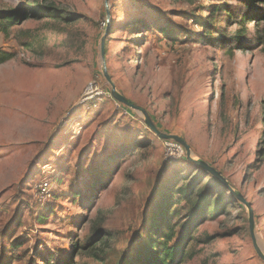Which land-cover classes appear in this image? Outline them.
Here are the masks:
<instances>
[{"label":"rangeland","instance_id":"374dc122","mask_svg":"<svg viewBox=\"0 0 264 264\" xmlns=\"http://www.w3.org/2000/svg\"><path fill=\"white\" fill-rule=\"evenodd\" d=\"M224 4L234 16L241 9L231 0H0V14L19 18L0 31V54L11 55L0 64V261L119 264L146 244L163 195L193 182L209 189L193 162L204 161L230 189L216 188L219 206L184 264H264L231 191L251 204L264 254V20L241 28L227 13L209 16ZM48 7L56 16L35 13ZM103 64L136 108L113 99ZM89 84L103 95L86 100ZM142 111L185 141L193 161L167 159ZM46 177L41 202L34 192ZM173 209L182 223L184 204ZM97 233L91 260L82 247Z\"/></svg>","mask_w":264,"mask_h":264},{"label":"trees","instance_id":"16d2710c","mask_svg":"<svg viewBox=\"0 0 264 264\" xmlns=\"http://www.w3.org/2000/svg\"><path fill=\"white\" fill-rule=\"evenodd\" d=\"M230 1V0H228ZM236 1L241 5V9L235 16L229 10V5H220L214 7L215 9L209 12V16L216 12L226 14L227 19L231 23L241 25V28L248 21H261L264 20V7L262 9H256L253 17H250V11L256 6L263 5L264 0H231ZM54 8H38L35 10L37 15L43 17H53ZM56 14V13H55ZM19 18L17 14H0V31L7 33L8 29L18 25ZM210 23H212L210 21ZM243 31H239L238 34H242ZM241 35H237L230 39L227 43L228 50L236 49ZM258 43L261 47V52L264 54V34L260 32L258 36ZM11 58L9 54H0V64L6 62ZM197 164V163H195ZM198 169L202 174L199 176L200 182H204L206 177L212 179L210 187L206 191L198 190L197 183L193 182L186 186L179 187L177 190L168 191L163 197L154 203L149 218V228L146 235V244L138 246L134 255L130 258L122 259L119 264H184L187 260L194 257L193 251H191V241L193 240V234L205 221L208 220L211 212L214 215L216 208L219 206L220 199H216L220 194L216 193V188L221 186L219 181L209 174L204 169ZM55 179V178H54ZM56 180V179H55ZM198 180V184H199ZM223 186V185H222ZM224 187V186H223ZM225 188V187H224ZM175 198V199H174ZM218 200V201H217ZM184 204L185 218L183 222H179V213L177 209H173L174 206ZM172 210V211H171ZM211 215V216H212ZM176 220V221H175ZM182 221V220H181ZM183 229V234L176 239L177 226ZM102 237L97 233L94 237L87 238L85 245L82 247L86 250H91L89 258L91 260L99 259V255L94 253L95 247L102 241ZM44 258V257H43ZM50 258L43 259L44 264L50 263ZM0 264H10V262H2ZM64 264H74L72 259ZM92 264V263H84Z\"/></svg>","mask_w":264,"mask_h":264},{"label":"water","instance_id":"95a60500","mask_svg":"<svg viewBox=\"0 0 264 264\" xmlns=\"http://www.w3.org/2000/svg\"><path fill=\"white\" fill-rule=\"evenodd\" d=\"M101 57L103 58V47L102 46H101ZM103 67H104V70H103L104 76H105L106 80L110 83V85L112 87L111 95H112L113 99L118 101L119 103H121L123 105L128 106V107L136 108L124 96L118 94L115 91V87L111 83V81H110V79H109V77L107 75L106 68H105L104 64H103ZM142 113L146 117V120H145L146 125L153 131V133H155L158 136L159 139H161V140H173V141H176V142L180 143L184 147V149L186 150L187 159L193 161V159H191V157H190V149H189L188 145L185 143V141H183L181 138H179L177 136L167 135V134L161 133L155 127V125L152 123V121L150 120L148 115L144 111H142ZM193 162L197 163L200 168L204 169L209 174H211L213 177H215L219 181V183L221 185H223L226 189H230V186H229L228 182L213 167L209 166L204 161H193ZM231 191L233 192V196L241 204H243L247 208V210L249 211V234H250V238L252 240V244H253V247H254V250H255L257 256L264 262V254H263V252L261 251V249L259 248V246H258V244L256 242V236H255V233H254L253 211H252L251 204L246 201V199L244 198V196L241 193L234 192L233 190H231Z\"/></svg>","mask_w":264,"mask_h":264},{"label":"built area","instance_id":"2783aa9c","mask_svg":"<svg viewBox=\"0 0 264 264\" xmlns=\"http://www.w3.org/2000/svg\"><path fill=\"white\" fill-rule=\"evenodd\" d=\"M87 90H89V92H87L86 94V100L87 99L92 100L93 97H96L98 99V97L103 95V91L99 89V87L94 86L92 84L88 85ZM162 147L164 149L166 158L171 161L172 160L178 161L185 158L186 152L184 147L176 141L162 140ZM50 184L51 181L48 177L40 180L39 183L36 185L34 198L37 199L38 201L43 202L46 200L45 197L48 196L50 197Z\"/></svg>","mask_w":264,"mask_h":264}]
</instances>
